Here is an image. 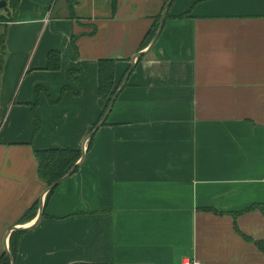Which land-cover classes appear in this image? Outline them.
<instances>
[{
    "label": "crops",
    "instance_id": "0c3cea01",
    "mask_svg": "<svg viewBox=\"0 0 264 264\" xmlns=\"http://www.w3.org/2000/svg\"><path fill=\"white\" fill-rule=\"evenodd\" d=\"M58 1L21 0L6 28L0 256L17 228L14 264H264L236 231L264 240L260 212L236 215L264 204V0H174L147 52L165 0H74L72 18ZM104 58L123 88L96 128ZM85 144L45 205L35 151ZM37 201L44 216L20 225Z\"/></svg>",
    "mask_w": 264,
    "mask_h": 264
},
{
    "label": "trees",
    "instance_id": "16d2710c",
    "mask_svg": "<svg viewBox=\"0 0 264 264\" xmlns=\"http://www.w3.org/2000/svg\"><path fill=\"white\" fill-rule=\"evenodd\" d=\"M8 1V7L10 8L12 14L16 13L21 0H4ZM170 0H165V4L163 7V10H165L167 3ZM119 0H112V7L113 11H116L117 6H118ZM74 5V0H69V7L70 10ZM8 8L6 7L4 10H7ZM3 10V11H4ZM162 10V12H164ZM2 11V12H3ZM10 14V13H9ZM9 14H5L8 16ZM161 13L159 16H157L156 21L153 25V28L150 30V32L147 35V39L145 40L143 44V49L147 48L148 45L151 43L152 39L155 38L156 33L158 32L159 25L157 22L162 18ZM11 15V16H13ZM189 16L188 13L182 14L176 19H184ZM70 17H74V13L70 15ZM5 18L4 15H0V24H2L3 19ZM12 18V17H11ZM174 18L170 16V13L168 12L166 15V20ZM175 19V18H174ZM4 22V21H3ZM6 37H7V30H5V41H4V48L3 50L0 51V76L3 72L4 68V62H5V56H6ZM76 38H73V46L75 47V40ZM142 58V57H140ZM140 58L138 60H140ZM117 63L118 60L112 59V58H104L100 59L97 63L98 67V89H97V94L99 98L103 99L106 103L104 111L102 113V118L107 114L109 111V108L111 107V102L114 99V97L119 93L121 83H118L116 80V70H117ZM61 66V54L59 51L52 50L48 54V65H47V70L48 71H58ZM131 67L127 70V73H125V77L128 75L130 72ZM80 69L77 71H72L69 73V79L71 81H76V76L79 74ZM39 124L37 123V128L38 129ZM92 141L93 137L88 141V149L92 147ZM83 153L82 150L80 149H51V150H43V151H35V157L38 162V176L41 182L45 184L46 189L51 187L53 184L64 178L73 168L76 167V165L80 162L82 159ZM78 170L75 169L73 174ZM72 174V175H73ZM58 188V187H57ZM57 188L53 189L46 195L45 199V205L48 203L52 195L55 193ZM37 203H35L31 208H29L25 214L22 216L20 219L19 224H26L37 217V213L32 211L36 207ZM260 211L262 215L264 216V204H256L248 208L247 210L240 212L236 215H240L243 213L251 212V211ZM44 216V212L42 214ZM236 231L242 235L248 242L253 243L261 253L264 254V240H258L254 241L252 238H249L245 235H243L239 229L236 227ZM25 231L24 230H15L13 231L10 242H9V252L10 255L13 257V259L16 258L22 237L24 235ZM10 255L7 252H4L0 256V264H12Z\"/></svg>",
    "mask_w": 264,
    "mask_h": 264
},
{
    "label": "water",
    "instance_id": "95a60500",
    "mask_svg": "<svg viewBox=\"0 0 264 264\" xmlns=\"http://www.w3.org/2000/svg\"><path fill=\"white\" fill-rule=\"evenodd\" d=\"M173 1H174V0H170V1L167 3V6H166V8H165V10H164V12H163L162 18H161V23H160V26H159L158 32L156 33L154 40L151 42V44H150V46L147 48L146 52L149 51V50L155 45V43L157 42V40H158V38H159V36H160V33H161L162 29H163V25H164V22H165V19H166V14H167V12H168V10H169V7L171 6V4H172ZM7 5H8V3H7L6 1L1 0V1H0V10L5 9V8L7 7ZM144 54H145L144 52L137 54L136 57L134 58V61H135V59H139L140 57H142ZM133 69H134V66H133V64H132L131 70H130V72L128 73V75L126 76V79L129 77V75L131 74V72L133 71ZM122 88H123V85L120 87V90H121ZM120 90H119V92H120ZM118 94H119V93H118ZM118 94H117V95L114 97V99L112 100V102H111V107L109 108V111L107 112V114L105 115V117L103 118V120L101 121V123H100V125H99L98 127L102 126V124L106 121V119H107V117H108V114L111 112V110H112V108H113V105H114V103H115V100H116ZM98 127H97V128H98ZM96 130H97V129H96ZM96 130H95V131H96ZM95 131H93V132L91 133V135L89 136V138H87V142L93 137ZM84 158H85V152H83L82 159H81L80 162L76 165V167L73 168V169H72V170H71V171H70V172H69L64 178H62L61 180H59L58 182H56L55 184H53L51 187L47 188L46 191H45L44 196L46 197V195H47L50 191H52L53 189L59 187L64 181H66V180H67V179L73 174V172L75 171V169L79 168V166H80V164L83 162ZM42 206H43V205H42ZM40 207H41V206H40ZM42 214H43V207L40 208V212H39V214H38V220L42 217ZM15 230H18V229H17V228H14L13 231H15ZM6 252L10 255V252H9L8 249H7ZM10 258H11V262H12V264H14V259H13V257H12L11 255H10Z\"/></svg>",
    "mask_w": 264,
    "mask_h": 264
},
{
    "label": "rangeland",
    "instance_id": "374dc122",
    "mask_svg": "<svg viewBox=\"0 0 264 264\" xmlns=\"http://www.w3.org/2000/svg\"><path fill=\"white\" fill-rule=\"evenodd\" d=\"M1 1V0H0ZM7 3H8V1H6ZM62 3H65L66 4V8H68V10H69V13L67 12V14L68 15H70L71 14V10H70V7H69V0H59L58 1V3H57V5L55 6V9L53 8V10L51 11L52 13H54V16L56 15V14H58V10H60L61 8H62ZM64 5V4H63ZM171 7V6H170ZM7 10H0V15H4L5 16V18L3 19V21H2V24H0V51H2L3 49L2 48H4V41H5V30H6V28H7V26L10 24V23H12L14 20H13V18H14V16H11V15H13L12 14V12H11V10H10V8L8 7V5H7ZM3 11V12H2ZM10 13V14H9ZM168 13V12H167ZM5 14H9L8 16H6ZM15 14V13H14ZM167 15V14H166ZM12 17V18H11ZM160 20V22L158 21L157 23L158 24H160L161 23V19H159ZM166 20V19H165ZM160 26V25H159ZM154 39H152V41H153ZM151 41V42H152ZM151 44V43H150ZM150 44L148 45V47L150 46ZM147 47V48H148ZM153 48V47H152ZM146 49V48H145ZM105 117V116H104ZM103 117V118H104ZM103 118H101V121L103 120ZM100 123L101 122H99V124H98V126L100 125ZM97 126V127H98ZM96 127V128H97ZM96 128H94L93 129V131H95L96 130ZM92 131V132H93ZM90 136V135H89ZM86 147H87V145H86ZM83 152H85V150L84 149H82V153ZM263 181H264V178H263ZM45 199H46V197H45ZM45 202V201H44ZM37 204L35 205L36 207L34 208V210L32 211V213H34V212H36L37 213V217H38V214H39V212H40V206H41V202L40 201H37L36 202ZM44 211V210H43ZM257 212H260V211H257ZM261 213V212H260ZM262 214V213H261ZM36 217V218H37ZM20 225H23V224H20ZM23 228V227H22ZM21 230H24V229H21ZM261 252V251H260ZM188 260V259H187ZM14 261H15V259H14ZM184 261H186V260H184ZM183 261V262H184ZM183 264V263H182Z\"/></svg>",
    "mask_w": 264,
    "mask_h": 264
},
{
    "label": "built area",
    "instance_id": "2783aa9c",
    "mask_svg": "<svg viewBox=\"0 0 264 264\" xmlns=\"http://www.w3.org/2000/svg\"><path fill=\"white\" fill-rule=\"evenodd\" d=\"M86 145H87V144H85V147H84V150H85V151H86V149H87V148H86ZM183 264H200V263L188 259V260L184 261Z\"/></svg>",
    "mask_w": 264,
    "mask_h": 264
}]
</instances>
